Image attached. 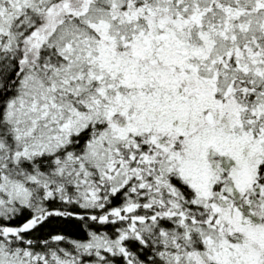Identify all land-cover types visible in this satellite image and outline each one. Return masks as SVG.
Segmentation results:
<instances>
[{"label":"snow or ice","instance_id":"6c2138e0","mask_svg":"<svg viewBox=\"0 0 264 264\" xmlns=\"http://www.w3.org/2000/svg\"><path fill=\"white\" fill-rule=\"evenodd\" d=\"M0 264H264V0H0Z\"/></svg>","mask_w":264,"mask_h":264}]
</instances>
